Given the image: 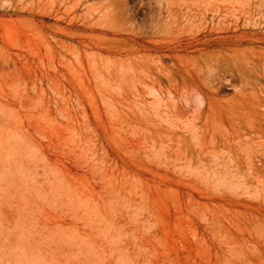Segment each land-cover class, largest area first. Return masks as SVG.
<instances>
[{
  "label": "rangeland",
  "instance_id": "1",
  "mask_svg": "<svg viewBox=\"0 0 264 264\" xmlns=\"http://www.w3.org/2000/svg\"><path fill=\"white\" fill-rule=\"evenodd\" d=\"M184 1L0 0V264H264V79L182 90L264 0Z\"/></svg>",
  "mask_w": 264,
  "mask_h": 264
},
{
  "label": "bare ground",
  "instance_id": "2",
  "mask_svg": "<svg viewBox=\"0 0 264 264\" xmlns=\"http://www.w3.org/2000/svg\"><path fill=\"white\" fill-rule=\"evenodd\" d=\"M167 2L168 1H166V3ZM170 2L172 3V1ZM217 2L219 3L220 1H217ZM231 2L232 1H230V3ZM171 3H170V6H171ZM194 3L195 2H193V4ZM235 3L236 2L234 0V4ZM243 3L245 2L243 1ZM195 4H198V3H195ZM211 4L212 3H210V5ZM178 6L180 5L178 4ZM207 6L205 5V7ZM209 6L208 8H210ZM231 9H232V6L230 10ZM218 10H219V7L217 11ZM206 11L207 10H205V12ZM236 11H234V13ZM214 13H217V12H214ZM199 18L201 19V17ZM160 19L161 20L163 19V17L161 16V13H160ZM261 19H262V16H261ZM252 24L253 23H251L250 25ZM227 25L229 26V24ZM227 27H220V26H217V24L216 26L212 25V26L207 27V29L209 30L208 34L216 35V37L214 41L205 43L202 46H199L196 50H194L196 52H194V54L190 57V60H192L193 62L197 64L199 72L197 74L189 73L188 77H186V79L184 80L185 82L183 83L182 90L183 89L186 90L188 93H190V95L192 94V97L195 96L202 103H206L208 107L209 106L213 107V105H215V102L217 100V90L219 89L220 85H222L224 82L230 83L235 88V96L237 97V96H243L248 86H250L251 88H254L256 85L261 84L264 79V53L263 52L254 51L253 49H245L246 47L244 49L232 48V46L234 45H241L245 42L246 43L264 42V31H255V32L245 31L241 33H236L237 31H234V29L231 30ZM172 61L174 65L178 63L175 60V58H173ZM258 104H262V103L260 102ZM260 115L263 117L264 112H260ZM255 134H258L257 137L259 136V133H255Z\"/></svg>",
  "mask_w": 264,
  "mask_h": 264
}]
</instances>
